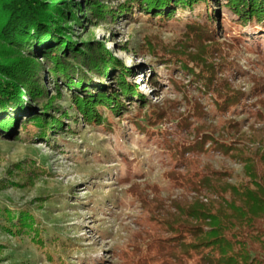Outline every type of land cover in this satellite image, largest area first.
<instances>
[{
	"label": "rangeland",
	"instance_id": "1",
	"mask_svg": "<svg viewBox=\"0 0 264 264\" xmlns=\"http://www.w3.org/2000/svg\"><path fill=\"white\" fill-rule=\"evenodd\" d=\"M66 1V11L70 7L79 19V23L62 24L74 47L85 54L90 44H101L112 57L103 62L104 77L87 65L83 71L94 86L118 91L117 102L107 95L84 115L68 90L60 81L55 83L44 68L38 71L42 94L36 99L23 96L24 104L15 112L7 109L0 114V264H136L146 237L155 235L146 230L151 222L144 221L146 213L136 193L147 192L154 204L163 206L173 199L195 200L172 187L165 175L171 166L161 132L177 136L172 128L176 121L157 126L149 123L154 132L147 134L140 126L146 125L142 116L154 104L163 107L175 101L179 102L177 110L183 112L186 99L205 104L209 114L205 129L220 122L210 118L213 106L188 83L189 72L180 67L172 70L165 58L177 54L206 64L202 48L211 50L217 45L224 51L225 61L237 63L244 72L226 75L233 89L248 91L254 83L264 82V29L255 32L250 26L243 27L245 39L232 46V37L239 33L237 27H231L219 32L224 37L210 43L185 33L181 23L189 16L188 9L176 10V20H159L160 14L142 9L136 0ZM59 2L52 1L55 6ZM211 8L217 9L226 25L235 21L227 9ZM102 10L108 16L117 10L123 13L103 17ZM49 40L52 43V37ZM97 58L91 55L89 61ZM191 65L189 62L188 67ZM115 75L116 80L112 79ZM154 76L155 86L149 83ZM173 80L181 89H175ZM134 84L143 93L141 100L128 95ZM259 98L264 99V90ZM48 103L57 109L50 110L52 116L42 131L43 125L31 117ZM235 112L225 118L239 122L232 136L239 140L243 153L255 146L252 138L264 140V118L253 117V111ZM201 158L216 170H230L233 176L228 183L240 182L236 176L241 175V165L234 160L212 151ZM166 210L159 215L170 221L173 209Z\"/></svg>",
	"mask_w": 264,
	"mask_h": 264
},
{
	"label": "trees",
	"instance_id": "2",
	"mask_svg": "<svg viewBox=\"0 0 264 264\" xmlns=\"http://www.w3.org/2000/svg\"><path fill=\"white\" fill-rule=\"evenodd\" d=\"M52 1L0 0V114L7 109L15 112L24 104L23 96L36 99L42 94L38 71L44 68L55 83L60 81V86L68 90L84 115L87 109L93 111L99 106L107 95L116 101L118 91L94 86L83 71L84 65H87L91 72L104 77L106 67L103 62L111 61L112 57L105 53L101 44H90L84 50L85 54L77 50L62 24L70 21L79 23V19L70 7L66 11L67 1L59 0L57 6ZM136 2L142 9L160 14L159 20H176V10L188 9L190 14L183 20L180 18L181 24L185 33L198 41L214 43L224 37L220 31L237 27L239 34L232 37L235 44L229 45L238 46L246 37L243 27L250 26L255 32L264 29V0ZM212 5L230 11L235 21L226 25L223 19L218 18L217 9L211 8ZM162 7L168 9L163 10ZM98 8L94 10L101 13ZM122 13L117 10L108 16L102 10L103 17H120ZM49 37H52V43H49ZM213 47L217 48H202L207 55L206 64L177 54H169L165 62L172 70L180 67L189 72L191 79L188 83H192L213 106L210 118L217 117L220 121L214 124V128H204L209 114L205 104L199 101L190 103L185 99L183 112L177 110L179 102L176 101L163 107L154 104V108L142 116L146 127L140 126L147 134L154 132L149 123L154 122L151 126H157L163 121H176L172 128L177 136L170 137L168 131L161 132L166 144L163 149L171 166L165 175L172 187L195 200L173 199L170 205L163 206L154 204L147 192L136 193L146 213L144 221L151 222L147 223L146 230L155 234L146 237L143 252L136 255V264H264V140L252 138L255 146L241 153L237 145L239 140L232 136L237 133L239 122L225 118L240 109L243 112L253 111V117L263 119L264 99L259 96L264 90V82L254 83L248 91L234 90L226 75L233 77L244 72L237 63L225 61L220 47ZM91 55H97L95 62L89 61ZM189 62H192L190 67ZM117 77L115 75L112 79ZM156 80L154 76L149 83L155 86ZM172 82L176 90L181 89L176 80ZM56 85L59 88V84ZM131 89L129 97L143 98L137 85L134 84ZM122 93L125 94L124 91ZM253 97L255 102L249 103ZM45 105L41 108L42 112L31 117L38 125H43L42 131H46V124L52 116L50 110L57 109L50 103ZM56 124L59 126L60 121ZM210 151L241 165V175L236 176L240 177L239 183H228L233 176L230 170H216L203 161L201 157ZM168 207L173 209L170 221L159 215Z\"/></svg>",
	"mask_w": 264,
	"mask_h": 264
}]
</instances>
